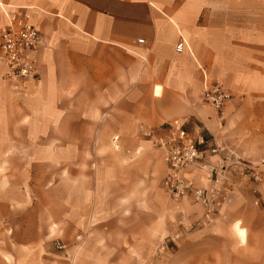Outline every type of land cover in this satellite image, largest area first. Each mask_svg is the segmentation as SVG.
<instances>
[{"label":"crops","instance_id":"obj_1","mask_svg":"<svg viewBox=\"0 0 264 264\" xmlns=\"http://www.w3.org/2000/svg\"><path fill=\"white\" fill-rule=\"evenodd\" d=\"M8 15L39 42L33 78L0 61V136L100 137V264H264V0H0V33ZM177 121L222 149L185 170L209 205L170 197L142 136Z\"/></svg>","mask_w":264,"mask_h":264},{"label":"rangeland","instance_id":"obj_2","mask_svg":"<svg viewBox=\"0 0 264 264\" xmlns=\"http://www.w3.org/2000/svg\"><path fill=\"white\" fill-rule=\"evenodd\" d=\"M1 149L0 264H100V137L0 136Z\"/></svg>","mask_w":264,"mask_h":264},{"label":"built area","instance_id":"obj_3","mask_svg":"<svg viewBox=\"0 0 264 264\" xmlns=\"http://www.w3.org/2000/svg\"><path fill=\"white\" fill-rule=\"evenodd\" d=\"M38 42L39 32L32 23L24 18L7 16V24L0 33V61L6 66L8 77L27 79L35 76L31 53ZM183 45L184 41L178 43L177 50H181ZM228 98V93L220 85L213 83L206 86L204 99L212 106L220 108ZM142 136L150 140L154 147L162 150L167 164L162 186L170 197H190L196 203L209 205L214 193L186 178L185 170L201 163L208 154H217L222 149L218 146L204 147L205 140L193 138L184 123L179 121L167 126L162 136L148 129L142 132ZM261 163H264V160ZM207 170L211 174L217 173L214 166ZM252 175L254 179H260L256 173Z\"/></svg>","mask_w":264,"mask_h":264},{"label":"bare ground","instance_id":"obj_4","mask_svg":"<svg viewBox=\"0 0 264 264\" xmlns=\"http://www.w3.org/2000/svg\"><path fill=\"white\" fill-rule=\"evenodd\" d=\"M240 231V230H239ZM242 234V233H241Z\"/></svg>","mask_w":264,"mask_h":264}]
</instances>
